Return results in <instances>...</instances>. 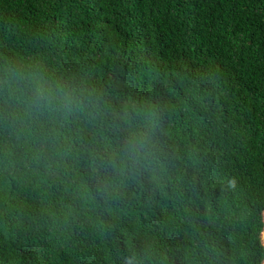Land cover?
I'll use <instances>...</instances> for the list:
<instances>
[{"label": "trees", "instance_id": "16d2710c", "mask_svg": "<svg viewBox=\"0 0 264 264\" xmlns=\"http://www.w3.org/2000/svg\"><path fill=\"white\" fill-rule=\"evenodd\" d=\"M263 212L264 0H0V264H264Z\"/></svg>", "mask_w": 264, "mask_h": 264}, {"label": "rangeland", "instance_id": "374dc122", "mask_svg": "<svg viewBox=\"0 0 264 264\" xmlns=\"http://www.w3.org/2000/svg\"><path fill=\"white\" fill-rule=\"evenodd\" d=\"M257 11H259V10H257ZM243 18H244V22H245V24H247V19L245 18V15L243 14ZM247 28V27H246ZM196 38V42L199 44V45H201V48L203 47L202 46V41H203V36H196L195 37ZM166 45H168L169 46V43L168 42H166ZM183 64H186V61L184 62L183 61ZM190 67V69H192V67L191 66H189ZM263 219H264V212H263ZM257 242H259V243H263L264 244V230L260 233V236H259V238L257 239Z\"/></svg>", "mask_w": 264, "mask_h": 264}, {"label": "clouds", "instance_id": "9594fccd", "mask_svg": "<svg viewBox=\"0 0 264 264\" xmlns=\"http://www.w3.org/2000/svg\"><path fill=\"white\" fill-rule=\"evenodd\" d=\"M129 264H131V262L129 261Z\"/></svg>", "mask_w": 264, "mask_h": 264}]
</instances>
